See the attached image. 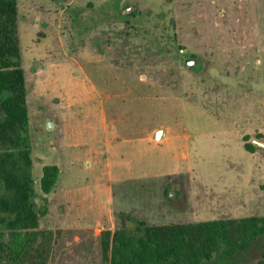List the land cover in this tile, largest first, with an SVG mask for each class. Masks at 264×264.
Returning <instances> with one entry per match:
<instances>
[{
    "label": "rangeland",
    "instance_id": "obj_1",
    "mask_svg": "<svg viewBox=\"0 0 264 264\" xmlns=\"http://www.w3.org/2000/svg\"><path fill=\"white\" fill-rule=\"evenodd\" d=\"M17 1L44 216L7 264H105L138 220L264 217V0ZM211 264H264V237Z\"/></svg>",
    "mask_w": 264,
    "mask_h": 264
},
{
    "label": "trees",
    "instance_id": "obj_2",
    "mask_svg": "<svg viewBox=\"0 0 264 264\" xmlns=\"http://www.w3.org/2000/svg\"><path fill=\"white\" fill-rule=\"evenodd\" d=\"M254 153V147L245 144ZM30 115L22 66L17 0H0V264L30 253L44 213L35 204ZM61 169L45 166L44 195L57 187ZM126 221H135L127 218ZM107 233L105 264H211L232 261L264 237V217L149 226L135 221ZM43 235V234H42Z\"/></svg>",
    "mask_w": 264,
    "mask_h": 264
},
{
    "label": "water",
    "instance_id": "obj_3",
    "mask_svg": "<svg viewBox=\"0 0 264 264\" xmlns=\"http://www.w3.org/2000/svg\"><path fill=\"white\" fill-rule=\"evenodd\" d=\"M131 11V10H130ZM49 129L51 128V123L48 124ZM164 131L160 130L157 132L156 140L161 141L163 139Z\"/></svg>",
    "mask_w": 264,
    "mask_h": 264
}]
</instances>
